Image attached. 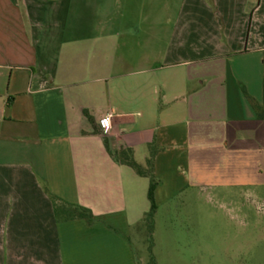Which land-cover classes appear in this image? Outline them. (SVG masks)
I'll list each match as a JSON object with an SVG mask.
<instances>
[{"label": "crops", "instance_id": "obj_1", "mask_svg": "<svg viewBox=\"0 0 264 264\" xmlns=\"http://www.w3.org/2000/svg\"><path fill=\"white\" fill-rule=\"evenodd\" d=\"M263 103L264 0H0V264H137L149 179L114 153L261 186Z\"/></svg>", "mask_w": 264, "mask_h": 264}, {"label": "rangeland", "instance_id": "obj_2", "mask_svg": "<svg viewBox=\"0 0 264 264\" xmlns=\"http://www.w3.org/2000/svg\"><path fill=\"white\" fill-rule=\"evenodd\" d=\"M155 180L161 194L151 252L143 224L130 237L137 264H148L151 255L155 264H264V181L182 190L181 178Z\"/></svg>", "mask_w": 264, "mask_h": 264}, {"label": "trees", "instance_id": "obj_3", "mask_svg": "<svg viewBox=\"0 0 264 264\" xmlns=\"http://www.w3.org/2000/svg\"><path fill=\"white\" fill-rule=\"evenodd\" d=\"M259 2V0H257ZM258 119L263 121L264 123V103L263 110L258 114ZM114 157L122 165L128 166L137 176L147 177L149 179V188H148V201H149V209L145 213L142 223L147 231V241L149 243V252H151L152 248V234L154 229V218L157 211V206L154 201V192L158 186V182L155 180L153 176L152 170V155L147 159L146 165L143 167L137 164L133 160L132 152L129 149L120 150L114 153ZM64 215L66 219H83L87 224L92 225L94 222V217L90 210L80 207V206H72L64 208ZM148 264H155V260L150 256V261Z\"/></svg>", "mask_w": 264, "mask_h": 264}, {"label": "built area", "instance_id": "obj_4", "mask_svg": "<svg viewBox=\"0 0 264 264\" xmlns=\"http://www.w3.org/2000/svg\"><path fill=\"white\" fill-rule=\"evenodd\" d=\"M110 119L111 117L110 116H106L104 117L100 122V127L105 130V131H108L109 128H110Z\"/></svg>", "mask_w": 264, "mask_h": 264}]
</instances>
